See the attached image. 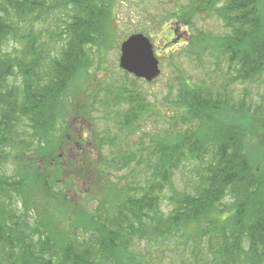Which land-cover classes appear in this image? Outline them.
I'll list each match as a JSON object with an SVG mask.
<instances>
[{
  "label": "trees",
  "instance_id": "obj_1",
  "mask_svg": "<svg viewBox=\"0 0 264 264\" xmlns=\"http://www.w3.org/2000/svg\"><path fill=\"white\" fill-rule=\"evenodd\" d=\"M186 1L172 14L177 23L190 27L203 14L223 25L219 35L196 29L187 46L197 59L212 56L217 77L196 83L179 72L168 119L142 100L129 106L120 125L134 131L147 111L168 127L142 132L135 151L83 159L82 173L52 149L25 151L66 133L67 87L88 50L105 44L116 0H0V264H153L170 242L184 247L180 259L198 264L202 238L212 264H264V95L248 101L231 88L237 79L264 81V0ZM53 42H61L58 54ZM12 152L20 157L6 177ZM25 157L52 172L39 176ZM131 160L136 166L111 182V168ZM61 168L69 186L82 181L84 201L46 193ZM179 171L182 188L174 184ZM41 181L45 191L32 186Z\"/></svg>",
  "mask_w": 264,
  "mask_h": 264
},
{
  "label": "rangeland",
  "instance_id": "obj_2",
  "mask_svg": "<svg viewBox=\"0 0 264 264\" xmlns=\"http://www.w3.org/2000/svg\"><path fill=\"white\" fill-rule=\"evenodd\" d=\"M186 3V0H116L112 15L113 28L107 34L105 44L101 50L99 46L88 50L86 64L80 68L78 77L67 87L68 100L65 103L64 116L66 125H68L66 133L61 135L60 132H56L53 136L48 134L47 144L39 143L42 148L36 150L32 148L31 152L26 150L25 155H34L36 152L49 153L52 149L60 161L73 162V165L83 173V159L95 160L98 152L107 155L121 146L127 148V151H135L139 142L137 137L142 132L151 133L156 132L159 128L168 127V123H163L159 115H155V113L148 115L147 111L141 114L140 125L134 131L130 127L120 125L119 122L120 119H123L127 108L141 100L143 107L150 106L152 109L150 113L158 110L161 113L164 112L168 119L170 109L166 99H168L167 95L170 97V90L172 96L175 95L179 72L186 75L188 80L191 79L196 83L208 84L211 78L217 77L218 71L213 72L211 69L212 67L218 68L212 63V56L206 55L197 59L187 46L189 39L194 37V34L197 35L196 29L219 35L224 30L223 25L218 17H208L203 14L195 18L190 27L177 23L172 14L179 6ZM261 12L264 16V6ZM133 33H142L149 38L153 45L160 73L152 81L148 82L137 78L119 66L120 44ZM197 38H200L199 35ZM60 43L53 42L51 44L52 50L56 54L60 51ZM220 69H222L221 66ZM124 87L128 92L123 97L121 96L122 98L116 97V93ZM231 88L235 97H241L243 92H246L248 101L259 102L264 95V81L261 80L247 83L237 79L232 83ZM120 127L124 128L120 130ZM19 157L20 153L12 152V156L5 159L3 167L5 172L1 173L3 176L7 177L6 174H11L14 162L18 161ZM25 160L37 170L42 169L38 173L39 176L41 174L46 176L47 173L50 175L52 172L51 168L43 169L44 165L39 159L33 160V158L25 157ZM131 163L127 168L115 167L113 169L114 167H112L110 181L119 182V178L129 168L133 169L136 166L133 160ZM139 171H141L139 179L142 180L144 179L142 167ZM56 172H58V176L59 174L62 176V179L53 181L52 188L47 186L46 193L56 196L61 191L60 195L66 197L72 204L76 201H84L85 186L82 181L78 180L74 185L69 186L66 183L64 168ZM181 173L179 171L174 175V184L178 188H182L185 183ZM33 181L35 179L30 180V183ZM6 183L8 181L3 183V191L8 190ZM44 185L46 182H36V185L32 186L44 189ZM85 205L94 208L96 200L87 201ZM203 239H197L195 242L198 249V264H212L213 251ZM144 247L145 242L142 241L136 246V249L142 252ZM183 249L182 245L174 247L170 242L162 259L153 262V264H188L180 259Z\"/></svg>",
  "mask_w": 264,
  "mask_h": 264
},
{
  "label": "water",
  "instance_id": "obj_3",
  "mask_svg": "<svg viewBox=\"0 0 264 264\" xmlns=\"http://www.w3.org/2000/svg\"><path fill=\"white\" fill-rule=\"evenodd\" d=\"M119 66L135 77L148 82L154 80L160 73L152 43L142 33H133L121 42Z\"/></svg>",
  "mask_w": 264,
  "mask_h": 264
}]
</instances>
